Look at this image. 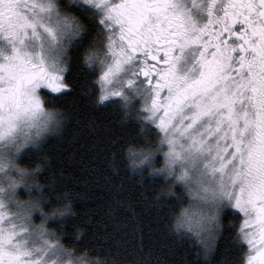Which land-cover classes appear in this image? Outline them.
Instances as JSON below:
<instances>
[{"label": "snow or ice", "instance_id": "1", "mask_svg": "<svg viewBox=\"0 0 264 264\" xmlns=\"http://www.w3.org/2000/svg\"><path fill=\"white\" fill-rule=\"evenodd\" d=\"M71 5L103 34L105 56L83 58L102 69L93 103L122 102L144 144L129 147L133 166L167 182L155 201L179 199L181 185L199 202L175 231L195 236L206 264L225 233L247 246L242 264H264V0H0V264H70L48 227L70 204L47 215L61 202L55 179L41 183L40 165L18 161L58 124L46 105L66 99L68 49L86 31L62 11ZM229 208L243 214L238 230Z\"/></svg>", "mask_w": 264, "mask_h": 264}, {"label": "trees", "instance_id": "2", "mask_svg": "<svg viewBox=\"0 0 264 264\" xmlns=\"http://www.w3.org/2000/svg\"><path fill=\"white\" fill-rule=\"evenodd\" d=\"M77 17L86 31L68 49L71 60L65 73L69 83L66 99L46 105L56 118L63 119V127L47 135L38 147L25 150L31 155L19 161L32 168L40 165L41 183L55 179L61 202L46 207L62 206L67 202L62 194L69 193L71 213L49 220V229L57 232L76 259L80 253H88L89 259L114 264H206L196 239L174 229L175 217L189 208L191 197L181 185H174L180 198L169 197L164 207L157 204L155 196L167 182L163 176L152 177L142 167L133 166L129 147H144L138 129L132 126L133 118L125 117L122 102L93 103L99 95L97 81L102 69L87 67L83 58L90 49L104 50L103 34L96 20L83 14ZM226 211L228 219H234V213L240 217L235 220L238 230L241 214ZM35 216L38 223L39 215ZM218 249L212 256L213 264H242L241 257L247 252L246 245L234 248L228 233Z\"/></svg>", "mask_w": 264, "mask_h": 264}, {"label": "clouds", "instance_id": "3", "mask_svg": "<svg viewBox=\"0 0 264 264\" xmlns=\"http://www.w3.org/2000/svg\"><path fill=\"white\" fill-rule=\"evenodd\" d=\"M89 52L98 54L101 58H103L105 56L103 49L93 48V49H90ZM56 120L58 121V124H56L54 132L58 133L63 127V119L58 116L56 118ZM18 164H19V167L24 168L29 172H31V170L33 169L32 167L24 166L19 161H18ZM66 201L67 202H64L62 204V206H60V207L54 206L52 208H48V207L44 206V212L49 216L53 215L54 213L58 215L60 212L64 211V204H70V208H71L70 200H66ZM71 211H72V208L70 211L65 212V215L70 214ZM37 214L39 215L38 212L34 213V215H37ZM41 219H43V218H41ZM40 223H41V220H39V222L37 224H40ZM70 264H114V262H111L108 260H103V259H89L88 253H80V258L70 262Z\"/></svg>", "mask_w": 264, "mask_h": 264}, {"label": "rangeland", "instance_id": "4", "mask_svg": "<svg viewBox=\"0 0 264 264\" xmlns=\"http://www.w3.org/2000/svg\"><path fill=\"white\" fill-rule=\"evenodd\" d=\"M7 52H8V54H11V49H7ZM101 75H102V73H101ZM124 76H127V73H125V74H123ZM48 91V90H47ZM56 95H58V94H56ZM116 100H118V98H115ZM109 101H111V100H109ZM133 103L135 104V106L136 107H139L138 109H140V102H139V98H137L136 100H134L133 101ZM55 116V115H54ZM55 118H56V116H55ZM51 132H45V133H43L42 134V138L40 139V141H39V143L47 136V135H49ZM30 148H33V147H30ZM25 150H27V149H25ZM24 150V151H25ZM18 192H22V189H19L18 190ZM191 197V203H190V206H189V208L187 209L188 211H189V213H192V214H195L197 211H198V200L195 198V197H193V196H190ZM22 200V199H21ZM229 209H231V208H229ZM231 210H234V211H236V212H238V210H236V209H231ZM35 215H34V221H35ZM184 231H186L188 234H190L192 237H194L195 238V236L192 234V233H190V232H188L187 230H184ZM196 239V238H195ZM70 253V252H69ZM64 259L66 260V261H68V262H72V261H74V260H76V258L73 256V254L72 253H70L69 255H66L65 257H64Z\"/></svg>", "mask_w": 264, "mask_h": 264}, {"label": "flooded vegetation", "instance_id": "5", "mask_svg": "<svg viewBox=\"0 0 264 264\" xmlns=\"http://www.w3.org/2000/svg\"><path fill=\"white\" fill-rule=\"evenodd\" d=\"M61 2V1H60ZM117 2H118V0H117ZM62 3V2H61ZM67 3L69 4V0H67ZM63 4V3H62ZM69 8H71V13L72 14H74V15H78V14H82L79 10H78V7H77V5H71ZM62 11H65V8H62ZM79 12V13H78ZM78 13V14H77ZM202 18H206V17H202ZM96 24H97V22H96ZM98 26V25H97ZM0 43H3V41H0ZM0 59H2V57H0ZM183 63V62H182ZM44 92H47V90L45 89V90H43ZM239 213V212H238ZM239 214H241V216H242V220H243V214L242 213H239Z\"/></svg>", "mask_w": 264, "mask_h": 264}]
</instances>
